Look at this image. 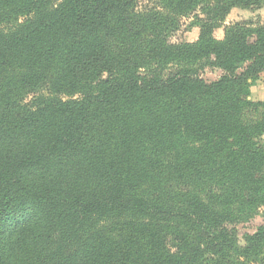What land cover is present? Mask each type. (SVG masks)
<instances>
[{
	"label": "trees",
	"instance_id": "16d2710c",
	"mask_svg": "<svg viewBox=\"0 0 264 264\" xmlns=\"http://www.w3.org/2000/svg\"><path fill=\"white\" fill-rule=\"evenodd\" d=\"M262 5L0 0V264L264 263Z\"/></svg>",
	"mask_w": 264,
	"mask_h": 264
},
{
	"label": "rangeland",
	"instance_id": "374dc122",
	"mask_svg": "<svg viewBox=\"0 0 264 264\" xmlns=\"http://www.w3.org/2000/svg\"><path fill=\"white\" fill-rule=\"evenodd\" d=\"M145 4V3H143ZM248 22L256 26L264 24V5L252 6L249 8H234L225 18L223 25L214 32V38L222 40L228 27L239 22ZM180 30L172 38L173 42L196 43L200 37V29L196 26L193 19L185 18L181 21ZM219 71L208 70L204 73L205 81H215L220 77ZM250 99L264 102V73L260 79L253 83L250 89ZM264 225V209L251 222L238 227V236L241 244H244V238L247 234H254L259 227ZM264 258V257H263ZM257 264H264L262 262Z\"/></svg>",
	"mask_w": 264,
	"mask_h": 264
}]
</instances>
